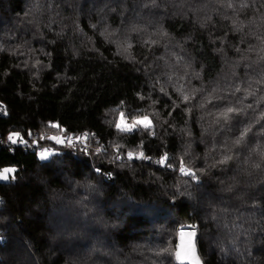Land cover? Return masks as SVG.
<instances>
[{"label":"trees","instance_id":"1","mask_svg":"<svg viewBox=\"0 0 264 264\" xmlns=\"http://www.w3.org/2000/svg\"><path fill=\"white\" fill-rule=\"evenodd\" d=\"M231 2L0 0V264H177L187 228L264 264V0Z\"/></svg>","mask_w":264,"mask_h":264},{"label":"snow or ice","instance_id":"2","mask_svg":"<svg viewBox=\"0 0 264 264\" xmlns=\"http://www.w3.org/2000/svg\"><path fill=\"white\" fill-rule=\"evenodd\" d=\"M244 6H246V5L244 4L243 0H241V7H244ZM227 7H229V8L233 7V4H232L231 0H228ZM262 43H264V41H262ZM130 47H131V45L128 44L127 45V48H130ZM127 48H124V51H127ZM262 51H264V49H262ZM258 82L264 83V78H262L261 81H258ZM237 90H239V89H237ZM184 99L185 100H188L189 97L188 96H184ZM235 111H237V110L234 109L233 107H226V108L222 109L217 114V118L218 119L227 120V119L230 118V114L234 113ZM123 117H124V114L121 113V118L123 119ZM150 124H151V122L149 121L148 117L145 116L143 118H141V117H134L132 119L131 124H127L124 127H121V124L120 123H117L116 127L118 129H120L121 131L130 132L135 127H137L138 125H143L145 128H148V127H150ZM50 126L51 127H58L55 124H52ZM18 137H19V133H11L8 136V140H9L10 143L16 144L18 142V140H17ZM49 138L50 139H55L58 143L61 142L58 137H49ZM19 142L20 143H24V141L22 139L19 140ZM236 143H239V140H237ZM47 156H48V152L47 151L40 153V158L41 159H46ZM132 156H133L132 153H128L129 159H131ZM140 157L141 158L143 157V154L142 153L140 154ZM166 158H167L166 156L165 157H162L160 163H163ZM229 159H231V157L225 156L221 161H219V163H226ZM257 167H259V165H257ZM11 172H14V169H5L3 172H0V180H7L9 178L8 175H7V173H11ZM180 172L182 174H184V175L192 176L193 179H198L195 176V174L190 169H186V166H185L183 160H181V162H180ZM190 235L194 236L195 233L193 232ZM181 236H183V230H181ZM189 256H191L192 259L194 260V264H199V260L197 258H195L194 249H190L189 252L185 254V258H188ZM176 258H177V260H180L181 259V253L179 251L176 252Z\"/></svg>","mask_w":264,"mask_h":264},{"label":"water","instance_id":"3","mask_svg":"<svg viewBox=\"0 0 264 264\" xmlns=\"http://www.w3.org/2000/svg\"><path fill=\"white\" fill-rule=\"evenodd\" d=\"M181 230H183V236H181ZM193 232L195 235H190ZM190 249H194L195 258L199 260V264H203L197 246V230L195 228L179 229L175 246V260L177 264H194V260L191 256L185 258V254L188 253ZM177 251L181 253L180 260L176 258Z\"/></svg>","mask_w":264,"mask_h":264},{"label":"built area","instance_id":"4","mask_svg":"<svg viewBox=\"0 0 264 264\" xmlns=\"http://www.w3.org/2000/svg\"><path fill=\"white\" fill-rule=\"evenodd\" d=\"M4 113H5V108H4V106H2V104H0V115H3ZM69 143H71V139L65 138L64 140H62L61 145H65V144H69ZM23 144L27 145V143H23ZM29 147H35L39 151L47 150L48 152H51V151H53L54 146H52L50 144H45V145L38 144L35 146L30 145Z\"/></svg>","mask_w":264,"mask_h":264},{"label":"rangeland","instance_id":"5","mask_svg":"<svg viewBox=\"0 0 264 264\" xmlns=\"http://www.w3.org/2000/svg\"><path fill=\"white\" fill-rule=\"evenodd\" d=\"M120 124H121V127H124L125 125H127L128 123L125 121V120H121V122H120ZM138 126H143V125H138ZM59 138V137H58ZM59 139H61V138H59ZM45 151H47V150H43V151H41L40 153H42V152H45ZM48 152V151H47ZM50 155V153L48 152V156ZM40 156V155H39ZM47 156V157H48ZM6 169H9V168H6ZM5 169H3V170H1L0 172H3ZM7 175L9 176V173H7Z\"/></svg>","mask_w":264,"mask_h":264}]
</instances>
